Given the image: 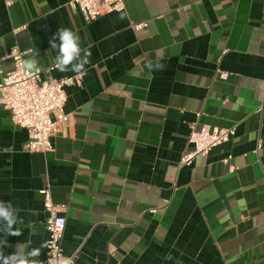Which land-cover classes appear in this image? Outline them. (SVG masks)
Listing matches in <instances>:
<instances>
[{"label": "crops", "instance_id": "1", "mask_svg": "<svg viewBox=\"0 0 264 264\" xmlns=\"http://www.w3.org/2000/svg\"><path fill=\"white\" fill-rule=\"evenodd\" d=\"M70 1L0 0V71L17 44L43 79L77 75L53 68L60 27L91 53L52 151H30L0 101V201L23 220L4 255L46 244L48 189L75 264H264V0H126L92 21ZM204 125L235 134L182 165Z\"/></svg>", "mask_w": 264, "mask_h": 264}, {"label": "built area", "instance_id": "2", "mask_svg": "<svg viewBox=\"0 0 264 264\" xmlns=\"http://www.w3.org/2000/svg\"><path fill=\"white\" fill-rule=\"evenodd\" d=\"M10 8L14 0H3ZM126 0H71L69 6L78 8L88 21H92L105 13L125 10ZM144 24L136 25L141 28ZM25 25L17 27V33ZM25 52L19 45H14L6 51L4 58L11 61V68L0 71V101L10 114L15 125L25 128L29 133L27 148L30 151L49 152L54 146L53 136L60 132L67 120L65 110L68 94L66 88L82 84V74L63 77L61 79H43V69L32 75L22 68ZM55 65H53V68ZM220 78L227 79L228 73L220 71ZM235 134L234 128L210 127L204 125L200 129L192 128L189 143L192 148L186 151L181 164L190 166L199 156H205L210 151L228 141ZM44 195V207L48 213L46 228V258L42 264H62L70 258L75 264V256L64 253L62 241L67 225L66 209L62 204L54 202L48 189L40 191Z\"/></svg>", "mask_w": 264, "mask_h": 264}, {"label": "clouds", "instance_id": "3", "mask_svg": "<svg viewBox=\"0 0 264 264\" xmlns=\"http://www.w3.org/2000/svg\"><path fill=\"white\" fill-rule=\"evenodd\" d=\"M121 19H123V16H121ZM57 39L59 40L58 44ZM50 43L53 50L58 49V54L55 57V68L58 71L62 73L71 71L81 74L86 70L91 53L82 49L80 37L73 30L60 27L51 38ZM33 51L34 54L23 60L21 65L28 75L40 71L36 59L38 56L37 50ZM147 68L150 71L162 70L163 65L159 61L149 62ZM20 211L21 209L14 207L11 201H0V233H3L4 237H19L22 234L21 230L15 227L17 224L23 223V220L19 217ZM28 211L33 215L37 214L36 210ZM7 245V239H0V262L2 264H42L38 257L41 255V248L45 247L46 244H42L41 248H30L27 252L21 246H18L15 253L5 256L3 248ZM168 259H172L171 255L168 256ZM62 264H72V261L70 258H66Z\"/></svg>", "mask_w": 264, "mask_h": 264}]
</instances>
